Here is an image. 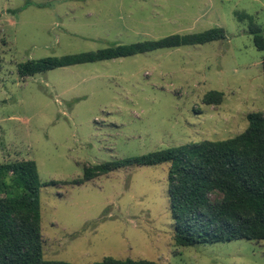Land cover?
<instances>
[{
	"label": "rangeland",
	"instance_id": "1",
	"mask_svg": "<svg viewBox=\"0 0 264 264\" xmlns=\"http://www.w3.org/2000/svg\"><path fill=\"white\" fill-rule=\"evenodd\" d=\"M251 23L264 35V0H0V164H37L45 260L264 264V241L175 245L169 163L72 184L86 167L244 133L248 114L264 112V52ZM214 28L226 39L18 72ZM211 92L223 103L205 104Z\"/></svg>",
	"mask_w": 264,
	"mask_h": 264
},
{
	"label": "trees",
	"instance_id": "2",
	"mask_svg": "<svg viewBox=\"0 0 264 264\" xmlns=\"http://www.w3.org/2000/svg\"><path fill=\"white\" fill-rule=\"evenodd\" d=\"M246 18V15L241 17ZM250 33L256 48L264 52L262 30L251 23ZM225 39V31L214 28L204 33L174 35L96 53L29 61L19 65L18 72L26 78L70 66ZM262 65L264 75V60ZM223 101L224 95L219 92H211L204 98L207 105H220ZM247 120L249 127L236 138L192 143L86 167L83 178L72 184L83 185L119 169L169 163L168 194L177 247L236 240L264 241V112L250 113ZM42 186L35 161L0 164V264H70L44 259ZM98 264L158 263L106 258Z\"/></svg>",
	"mask_w": 264,
	"mask_h": 264
}]
</instances>
